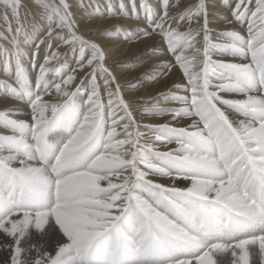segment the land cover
I'll list each match as a JSON object with an SVG mask.
<instances>
[{"label":"snow or ice","instance_id":"obj_1","mask_svg":"<svg viewBox=\"0 0 264 264\" xmlns=\"http://www.w3.org/2000/svg\"><path fill=\"white\" fill-rule=\"evenodd\" d=\"M4 4L0 264H264V0H128L132 17L124 0ZM105 17L153 38L147 75L172 84L150 107L93 39L125 30L88 26ZM37 33L33 56L49 51L31 90Z\"/></svg>","mask_w":264,"mask_h":264},{"label":"bare ground","instance_id":"obj_2","mask_svg":"<svg viewBox=\"0 0 264 264\" xmlns=\"http://www.w3.org/2000/svg\"><path fill=\"white\" fill-rule=\"evenodd\" d=\"M126 5L128 6V0H125ZM21 2L24 5H31L34 0H21ZM170 2H175V0H170ZM196 0H179V5L172 9L174 12H179L183 10L184 7H187L191 5L192 3H195ZM230 3L234 4L235 0H229ZM117 4V5H116ZM125 4V2H124ZM120 8L118 3H115L114 7L116 11H119ZM132 9V6L129 5ZM127 9V8H126ZM26 9H21V12H23ZM130 13V17L134 16L136 14V10H132ZM5 13L9 17L12 16L11 9L4 4V0H0V31H3L6 28V23L4 21ZM142 13L139 12V16L142 20L146 19L145 16L142 17ZM227 17L220 14H216L215 12L210 13V24L213 27H219L222 26L226 22ZM123 18L121 17H105L102 20L92 22H88V26L92 27L94 29H112L114 26L120 25L122 27H125V30L121 32L120 36H107V37H101V36H94L93 39H99L101 40L105 46L106 50L108 52L109 57V64L110 65H116L114 67V71L117 73V75L120 78V82L122 84H128L131 87H128L125 89V92L128 93L127 98L129 100H135L139 101L136 106L139 108L144 107H150L151 105L143 103V101H148L152 99L153 97H156L159 95V93L167 91V89L171 86L172 80L168 77H164L161 80H159L156 83H151L152 76L147 75L149 73H154L156 71L155 65L157 62L161 59L159 56L151 55L154 45L153 38L148 37H141L140 39H134L135 36L138 34V29L136 26L131 25V22H125L122 23ZM14 23V22H13ZM244 28H246V25H243ZM223 30V29H221ZM44 31V29H41V33ZM41 33H37L36 37L37 39L40 37ZM214 36H219L218 32L213 33ZM127 37L130 41L125 42L123 37ZM224 39H227V37H223ZM132 39V40H131ZM33 40V42H34ZM59 38L53 41V44L57 43ZM0 43H3V41H0ZM40 54L42 53V58L39 60L38 63H29L30 61L27 60L26 55L24 56V69H25V77L28 84V87L31 90H35L36 88V80L39 74V65L43 62L44 57L48 54V47L45 45H40ZM33 43L29 44L26 47V53L29 52L33 54L34 52ZM39 56V55H38ZM2 57V56H1ZM3 58V57H2ZM36 58V56H33V60ZM31 60V59H30ZM3 62H0V70H3L4 67V60ZM67 61H73V57L71 53L65 58V62ZM70 65V64H69ZM74 63L70 65L71 68L74 67ZM3 74L0 73V79H3ZM58 75L53 72L49 73L48 75V82L54 83L58 80ZM9 100L5 98L4 96L0 95V109L3 108L5 104H8ZM167 117H151V116H145L142 118V123H157V122H163L166 120Z\"/></svg>","mask_w":264,"mask_h":264},{"label":"rangeland","instance_id":"obj_3","mask_svg":"<svg viewBox=\"0 0 264 264\" xmlns=\"http://www.w3.org/2000/svg\"><path fill=\"white\" fill-rule=\"evenodd\" d=\"M232 1H233V0H232ZM124 2H125V4H124L125 7L127 8V15L130 16V13H131V15H132L133 12H131V11H132V10H136V9H133V8L130 9V8H131V7L129 6L130 4L127 6V5H126V2H127V1L124 0ZM137 3H139V0H137ZM114 5H115V4H114ZM116 5H117V4H116ZM118 5H119V3H118ZM117 8H118V6H117ZM118 9H120V8H118ZM136 11H137V10H136ZM140 12L143 14V15H142V17H143V16H144V13H143L142 11H140ZM42 32H43V31H42ZM38 39H39V38H37V39L34 40V42H33V47H34L35 43L38 41ZM40 48H41V46H40ZM38 55H39V56H38ZM38 55H36V58L33 60V54H31V53L29 52L28 54H26V57H27V60L29 59V60H28V61H30L29 63H35V64H37V63L39 62V61H38V58H39V60L42 58V53H41V54L39 53ZM30 59H31V60H30ZM2 60H3V58L0 56V62H3ZM23 61H24V59H23ZM69 64L72 65V64H73V61H67V62H65L66 67H70Z\"/></svg>","mask_w":264,"mask_h":264}]
</instances>
